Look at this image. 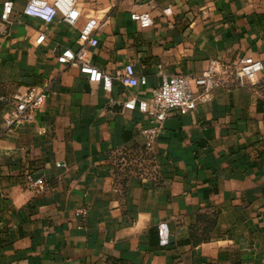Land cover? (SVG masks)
I'll return each instance as SVG.
<instances>
[{
	"label": "crops",
	"instance_id": "obj_1",
	"mask_svg": "<svg viewBox=\"0 0 264 264\" xmlns=\"http://www.w3.org/2000/svg\"><path fill=\"white\" fill-rule=\"evenodd\" d=\"M28 1L0 0V123L17 92L50 97L32 120L0 131V264H264V81L174 113L181 127L165 128L144 164L150 122L125 107L151 99L160 65L200 75L211 60L264 62V0H77L75 24L27 16ZM134 12L153 25L140 27ZM96 16L107 23L93 64L115 77L131 63L145 86L114 79L106 90L59 63Z\"/></svg>",
	"mask_w": 264,
	"mask_h": 264
},
{
	"label": "built area",
	"instance_id": "obj_2",
	"mask_svg": "<svg viewBox=\"0 0 264 264\" xmlns=\"http://www.w3.org/2000/svg\"><path fill=\"white\" fill-rule=\"evenodd\" d=\"M13 4L6 2L3 19L9 21ZM24 13L27 16L41 19L45 23H52L59 15L70 24H75L81 12L77 0H29ZM172 14L171 8L165 10V15ZM131 20L140 27L147 28L153 25L150 13H132ZM107 20L105 17L89 18L80 31L79 44L76 50L65 49L58 58L60 64L67 67H77L81 73L88 75L92 82H103L106 90H110L113 80H119L130 88L145 86L146 77L136 74L133 64H126L124 70L115 77L95 66L89 56L91 48L99 46L97 36ZM45 35L37 39L42 43ZM161 82L152 90L150 100L137 101L135 99L125 103L127 109H138L147 115L150 125L142 130L146 138V149L151 152L156 141L164 131L165 122L174 114L187 115L194 112L199 104L208 103L213 92L221 87L236 85L245 86L264 81V62L253 57H243L233 63L211 60L208 68L200 75L166 74L162 65L159 66ZM50 97L47 88H31L25 93L17 92L11 102L14 107L4 121L0 123V131H8L17 124L32 120L40 112ZM32 188L41 193L45 188V181L40 178L33 182ZM78 214L85 217L87 210H80ZM161 243H169V230L166 224L159 226Z\"/></svg>",
	"mask_w": 264,
	"mask_h": 264
},
{
	"label": "water",
	"instance_id": "obj_3",
	"mask_svg": "<svg viewBox=\"0 0 264 264\" xmlns=\"http://www.w3.org/2000/svg\"><path fill=\"white\" fill-rule=\"evenodd\" d=\"M165 128H168V129H177V128H180L181 127V122L180 120H176V119H168L166 122H165V125H164Z\"/></svg>",
	"mask_w": 264,
	"mask_h": 264
},
{
	"label": "trees",
	"instance_id": "obj_4",
	"mask_svg": "<svg viewBox=\"0 0 264 264\" xmlns=\"http://www.w3.org/2000/svg\"><path fill=\"white\" fill-rule=\"evenodd\" d=\"M141 154V157H142V163L144 164V162H146V161H148V160H150V159H152V155H151V153L145 148V150L143 151V152H141V153H139L138 155H140ZM199 219H202V220H204L205 218H203L202 216H200V218ZM212 222V221H211ZM210 222V220H209V223H211Z\"/></svg>",
	"mask_w": 264,
	"mask_h": 264
}]
</instances>
